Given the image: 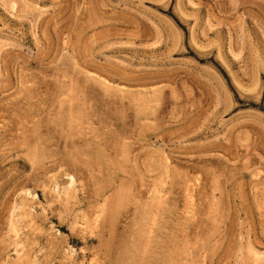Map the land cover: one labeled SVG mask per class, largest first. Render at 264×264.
I'll return each instance as SVG.
<instances>
[{
    "label": "rangeland",
    "instance_id": "1",
    "mask_svg": "<svg viewBox=\"0 0 264 264\" xmlns=\"http://www.w3.org/2000/svg\"><path fill=\"white\" fill-rule=\"evenodd\" d=\"M0 264H264V0H0Z\"/></svg>",
    "mask_w": 264,
    "mask_h": 264
}]
</instances>
